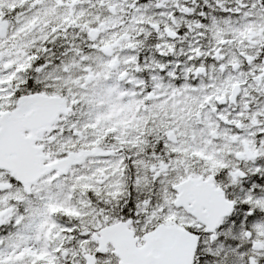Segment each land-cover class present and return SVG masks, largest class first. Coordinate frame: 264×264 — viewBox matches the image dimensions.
Segmentation results:
<instances>
[{"label":"snow or ice","instance_id":"1","mask_svg":"<svg viewBox=\"0 0 264 264\" xmlns=\"http://www.w3.org/2000/svg\"><path fill=\"white\" fill-rule=\"evenodd\" d=\"M0 264H264V0H0Z\"/></svg>","mask_w":264,"mask_h":264}]
</instances>
